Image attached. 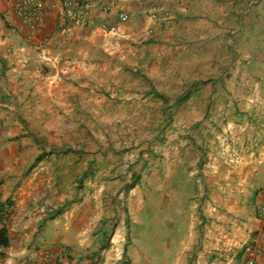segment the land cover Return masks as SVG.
<instances>
[{"label":"crops","instance_id":"0c3cea01","mask_svg":"<svg viewBox=\"0 0 264 264\" xmlns=\"http://www.w3.org/2000/svg\"><path fill=\"white\" fill-rule=\"evenodd\" d=\"M36 2L43 21L33 30L18 0H0V169H20L4 179L0 170V200L10 202L0 264H264V0H106L108 10L93 8L92 25L65 29L61 1ZM154 8L172 13L163 27L151 19ZM186 37L216 47L217 84L188 83L170 66L174 56L156 52ZM222 45L229 107L247 117L236 118L247 121L239 130L247 147L234 156L248 162L232 166L240 180L228 188L249 193L222 199L214 180L206 200L209 184H188L205 155L173 127L198 122L184 119L188 108L219 104ZM145 61L146 71L129 70ZM125 86L127 101L119 96ZM66 127L67 153L74 162L84 156V169L45 165L66 152L44 147ZM134 133L138 162L127 177L123 141ZM59 170L71 181L36 180Z\"/></svg>","mask_w":264,"mask_h":264},{"label":"rangeland","instance_id":"374dc122","mask_svg":"<svg viewBox=\"0 0 264 264\" xmlns=\"http://www.w3.org/2000/svg\"><path fill=\"white\" fill-rule=\"evenodd\" d=\"M192 38H189V37L183 38V41H181V44L178 48L176 47L177 45H175V48H173V44L172 45L170 44L163 49L157 46L156 52L157 53H169L170 55L174 56L175 59H173L174 61H170L169 63L170 66L171 67L173 66L172 68L179 69V71H181V73L184 76V80L187 81L188 83L197 82L199 85H212L213 80H214L215 84H217L216 80L213 79L212 74H211L212 68L215 64L212 61L213 53H214L212 49L215 48V51H216V47H213L211 44L209 45L199 44L200 40L192 39ZM166 49H169V51L165 52ZM227 51H228V46L222 45L221 47L222 75H221V81L219 84L223 87V89H225V92L221 94L219 104L217 103L218 101L215 102L214 104H212V101H211L208 107L204 109V111L197 108V106L196 108H188L185 111V114L183 113L184 119H186L187 121H191L192 117L193 118L195 117L196 120L199 119L198 122L194 124L192 123L190 125H185V126L182 125V126L173 127L174 134L176 132H178L179 135L182 134L183 141H188L189 143H192V145L194 146V150L197 149L203 152L205 155V158L203 161L205 168L202 170H199L198 173L189 175L191 179H189L188 184L190 186H195L197 180L199 182L201 181V182H205L206 184H209L210 185L208 186L209 188L206 186V189H205L206 200L209 199L212 194L211 185L214 183V180H215L214 184L220 185V186H216L215 188L217 189L216 193L221 194L222 199H224L225 197L226 198L229 197L230 193L236 192L237 195L242 193L243 196H245L244 193H247V194L249 193L248 191H245V190L235 189L234 191H231L228 188L230 183H233L232 179H235L234 182H237L240 180L241 173H235L236 169H232V166L235 167L242 163L245 164V161L247 163L248 160H246L242 156L240 158H237L234 156L235 151L239 152V150H245V148L247 147L246 143L242 141L243 135H240L241 133L239 132V130H241L243 127L245 128V124L247 123V121L242 122L239 120V122H237L236 118H240L241 120H243V119H246L247 117H245V115L242 114L243 112L240 113L242 115H239V114L236 115L234 109L232 108L230 109L229 107L230 95L228 93L227 87L230 85L231 82H230L229 73H228ZM145 52L146 54H148V53H153L155 51H153L152 49V50H147ZM130 53L132 54L133 52H130ZM129 65H132V64H129ZM151 65H152L151 62L145 61L140 65L141 67L138 68L137 65L135 66L132 65V67L129 68V70L133 72L134 71L133 68H136L144 72ZM255 72H258L257 69ZM146 80H147L146 78L145 79L141 78L140 85L141 86L145 85ZM126 82L128 81L126 80ZM173 84L175 85V83ZM253 84L256 85V84H261V83L260 81H255ZM249 85L250 86L252 85L251 81H249ZM123 91H124L123 92L124 94L121 93L119 96H121V98L125 101L130 100L129 94H128L129 93L128 91L130 90H128V88L125 86ZM110 92L111 90L109 91V93ZM113 95H115L114 97H116V94H113ZM109 97H112V95H109ZM237 102L241 104L242 108L244 107L243 106L244 101L240 100L239 97L237 99ZM175 114H177V112ZM239 125H241V127H239ZM102 129L104 130V127H102ZM146 129L149 130L151 128L146 127ZM248 129H249V126L246 128V130ZM69 134H71L69 132V128L66 127L65 130L61 132L60 135L56 136L57 139H59L58 140L59 142L45 141L44 143L45 149L51 152L60 151L61 153H63L64 149H67L65 150L66 152L60 156H57V154L55 153L56 154L55 159L51 157L48 160H46L45 165L46 167H48V169L60 168L61 170L62 169L66 170V169H74L75 166H77L78 169H84L83 167L86 165L84 158H83L84 156L81 155L80 158L74 162L73 154L67 153L68 152L67 146L70 144H73L72 142H69L67 140L64 141L66 138L69 137ZM124 135L125 134H123V136ZM129 135H132V133H129ZM135 135L137 134L134 133L133 137L131 136L130 139L126 138V141H123V144L127 145L126 147L130 149V155L125 160H123V162L121 163V171L127 177H131L132 173L134 172L133 166L137 164L138 162L139 152L136 149V146L131 145V142L136 140V137H134ZM79 143L80 142H77L76 145H78ZM80 144L82 148H85L86 146L85 142L82 141ZM229 154H231L233 157H230ZM78 162H80V164H78ZM57 163H60V165H58L59 167L55 168ZM214 163L217 165V167H219V169H207V166L210 165L212 167ZM65 164H68L69 166L67 165L65 167ZM10 165H15V164L12 161L10 162ZM0 170L4 172L3 176H1L3 177V179L10 176L11 172L14 174L20 171V169H16V168L15 169L14 168L13 169H0ZM61 170H59V172H61L60 175L46 173V172L42 173L37 177L36 180L41 178L44 180L45 183H53L55 182L57 176H59L60 178H62L61 179L62 183L65 181L66 182L71 181V177H70L71 175H69V173H63V171ZM229 170H232V171L234 170V171L229 173L228 172ZM211 173L216 174L215 179ZM59 177L57 181H60ZM230 186L233 187L232 185ZM63 191L64 190L60 191V194L63 193ZM194 192H196L195 189L192 190V193Z\"/></svg>","mask_w":264,"mask_h":264},{"label":"built area","instance_id":"2783aa9c","mask_svg":"<svg viewBox=\"0 0 264 264\" xmlns=\"http://www.w3.org/2000/svg\"><path fill=\"white\" fill-rule=\"evenodd\" d=\"M50 2L61 1L66 10V19L61 23V28L65 29L73 24H87L92 25V13L95 6H102L104 10H108L106 0H86L85 3L80 0H48ZM18 12L24 21L29 25L31 29H37V27L43 21V12L41 5L36 0H18L17 3ZM156 9L151 15V19L155 24L163 27L166 22L172 17V13L169 10ZM119 17L125 21L129 18L128 13L125 11L120 12ZM102 27H106L102 25Z\"/></svg>","mask_w":264,"mask_h":264},{"label":"trees","instance_id":"16d2710c","mask_svg":"<svg viewBox=\"0 0 264 264\" xmlns=\"http://www.w3.org/2000/svg\"><path fill=\"white\" fill-rule=\"evenodd\" d=\"M132 185H135V183H133ZM9 204L10 202L0 200V223H2L6 217L7 207ZM9 245H10V236H9L8 228H6L5 226L0 227V247H8ZM3 255L4 253L0 251V257H2Z\"/></svg>","mask_w":264,"mask_h":264}]
</instances>
